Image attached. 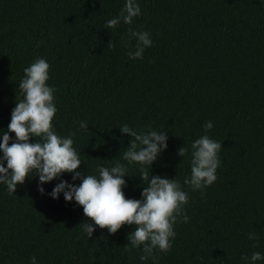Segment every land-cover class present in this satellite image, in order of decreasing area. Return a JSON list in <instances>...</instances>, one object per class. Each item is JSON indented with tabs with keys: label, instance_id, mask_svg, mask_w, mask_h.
I'll return each mask as SVG.
<instances>
[{
	"label": "trees",
	"instance_id": "1",
	"mask_svg": "<svg viewBox=\"0 0 264 264\" xmlns=\"http://www.w3.org/2000/svg\"><path fill=\"white\" fill-rule=\"evenodd\" d=\"M136 2L141 15L111 30L104 25L126 0H0V143L24 99V68L45 58L56 89L53 130L73 139L79 171L99 176L98 167L122 163L126 197L141 199V165L123 160L132 138L120 126L167 132V149L144 167L149 177L180 182L188 222L174 225L171 251L141 260L142 246L129 244L135 225L115 234L96 226L88 238L83 207L47 194L61 180L81 179L64 173L42 195L33 176L11 195L0 184V264H31L33 256L38 264H264L250 259L264 256V0ZM130 29L150 33L143 59L128 56L137 43ZM203 135L223 144L221 165L211 186L193 191L184 180L191 145Z\"/></svg>",
	"mask_w": 264,
	"mask_h": 264
},
{
	"label": "clouds",
	"instance_id": "2",
	"mask_svg": "<svg viewBox=\"0 0 264 264\" xmlns=\"http://www.w3.org/2000/svg\"><path fill=\"white\" fill-rule=\"evenodd\" d=\"M141 15V8L136 0H126L120 16L106 21L104 27L115 29L121 21L131 25L133 19ZM134 38L135 51H129L130 59H143L146 48L153 45L150 33L130 29V39ZM108 46H112L109 41ZM24 78L19 88L24 96L17 101L11 114L8 131L3 133L0 150V184L7 186L9 194L17 191L33 176L39 177L38 191L43 195V185L71 173L72 180L81 179L76 185L67 180H61L51 193L54 199H59L61 193L68 202L76 201L83 207V212L91 223L83 225V231L91 238L96 226L107 229L115 234L124 225H135V230L129 233L130 246L141 248L140 259H157V251L167 253L172 249V242L177 233L174 225L178 219L188 222L184 206L188 204L189 196L182 190L178 180L162 178L159 175L149 177L144 166H152L158 156L168 147L167 132L149 129L138 132L127 124L120 126L123 134L131 136V142L123 153V160L141 165L140 179L145 185L141 199H129L123 189L127 185L124 179L128 175L127 167L117 162L108 168L100 166L96 175H83L79 171L82 160L73 147L71 137H61L53 130V119L57 113L54 103L56 89L48 85L50 79V64L45 58H37L30 66L24 68ZM88 122L81 121L80 128L87 130ZM213 122L204 125L207 132L213 128ZM9 133H15V141ZM75 135V134H73ZM32 137L39 138L32 142ZM223 144L203 135L191 145V177L185 178L184 184L193 191L203 190L217 180V169L221 165L219 152ZM185 147H180L177 154L184 157ZM6 161V166H5ZM255 233L249 234V239H256ZM248 260L247 256L242 257ZM252 262L264 259L260 252H254L250 257ZM31 264H38L36 256L31 258Z\"/></svg>",
	"mask_w": 264,
	"mask_h": 264
}]
</instances>
